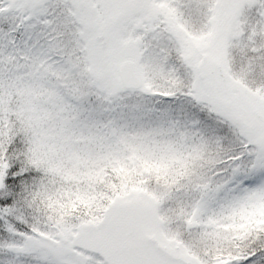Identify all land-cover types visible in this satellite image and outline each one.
Returning <instances> with one entry per match:
<instances>
[{
	"label": "snow or ice",
	"instance_id": "obj_1",
	"mask_svg": "<svg viewBox=\"0 0 264 264\" xmlns=\"http://www.w3.org/2000/svg\"><path fill=\"white\" fill-rule=\"evenodd\" d=\"M0 264H264V0H0Z\"/></svg>",
	"mask_w": 264,
	"mask_h": 264
}]
</instances>
